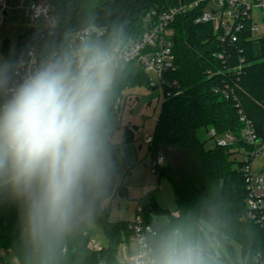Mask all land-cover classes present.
<instances>
[{"label":"trees","instance_id":"obj_1","mask_svg":"<svg viewBox=\"0 0 264 264\" xmlns=\"http://www.w3.org/2000/svg\"><path fill=\"white\" fill-rule=\"evenodd\" d=\"M54 5L52 26L28 30L19 36L15 48L10 42L3 47L5 58L23 59L28 50H37L39 62L69 48L70 37L89 26L105 30L103 40L114 27L123 29L126 42L143 32L144 18L153 8H165L191 0H50ZM204 5L178 16L174 29L173 49L177 70L166 78L176 82L167 97L150 143L152 161L160 154L166 164L158 176H167L173 184L177 215L156 210L151 194L138 202L146 223L156 234L173 227H183L205 237L201 223L208 222L212 233L232 248L231 264H255L264 254V228L248 212L247 189L243 168L252 159L245 155L254 147L240 139L243 124L240 109L254 124L260 144L264 141V38L251 39L249 27L233 43L223 42L212 24L196 23ZM223 53L225 58H220ZM149 89L148 76L133 64L123 66L118 74L110 101V116L116 110L122 93L134 86ZM229 87L228 97L223 90ZM240 104L238 107L237 104ZM126 143L135 140L134 130L125 126ZM202 128H215L219 134L232 132L237 141L229 147L205 148L198 137ZM110 131V138L112 137ZM115 168L106 193L96 199L91 210L83 215L64 238L55 264H120L118 251L132 231L131 221H110L111 209L106 201L119 194L127 197L128 188L121 181L117 163L119 147L111 140ZM245 160H236L234 154ZM153 201L149 206L148 202ZM149 209L155 216L149 214ZM92 224L105 231L107 246L94 249ZM234 244L241 248L238 260ZM11 249L22 264H38L37 253L29 239L24 203L17 199L5 179H0V250ZM213 256L215 258V253ZM1 264H9L2 257ZM215 264L216 261H215Z\"/></svg>","mask_w":264,"mask_h":264},{"label":"clouds","instance_id":"obj_2","mask_svg":"<svg viewBox=\"0 0 264 264\" xmlns=\"http://www.w3.org/2000/svg\"><path fill=\"white\" fill-rule=\"evenodd\" d=\"M125 58V33L114 27L103 40L89 34L35 67L0 59V179L24 203L38 264H55L64 238L112 180L109 108ZM130 264L215 258L204 237L173 227L138 242Z\"/></svg>","mask_w":264,"mask_h":264},{"label":"built area","instance_id":"obj_3","mask_svg":"<svg viewBox=\"0 0 264 264\" xmlns=\"http://www.w3.org/2000/svg\"><path fill=\"white\" fill-rule=\"evenodd\" d=\"M202 5L204 7L197 16L196 23L212 24L215 34H218L223 42L230 44L236 42L239 34L248 30L246 25L249 27L251 39L264 38V35L259 34L260 27L253 19L254 8H257L264 17V0H191L189 2L181 1L165 8H153L144 18L142 34L138 38L126 42V58L123 66L133 64L143 70L148 76L151 87L163 88L164 100L172 95V88L177 86L176 82H171L166 78L168 73L177 70L172 25L178 16L189 14ZM28 9L31 11L34 23L28 26L27 31L34 28L43 30L54 25V5L50 0H28ZM37 21L43 22L42 28L35 27ZM89 34L92 37L101 38L105 34V30L98 26L84 28L70 37L69 48H75ZM219 57L223 59L225 55L221 53ZM22 60L25 65L31 64L35 67L39 64L37 50L31 47L27 57ZM228 90L229 87L223 90L226 97L229 95ZM121 97L118 100L116 112L126 101ZM237 106L239 107L240 104L238 103ZM239 113L243 124L240 139L254 147L253 151L245 155L246 160L251 158L252 162L246 163L243 168L248 194V212L264 228V170H256L252 167L255 158L262 154L263 146L259 145L260 138L252 121L242 109ZM209 134L215 140L216 145L221 147H229L238 140L234 133L219 134L215 128H211ZM146 140L151 143L152 137H148ZM164 163L165 157L160 154L151 162L152 172L157 174ZM142 211V207L138 206L136 218L131 221L129 227L132 234L123 241L119 248L118 261L120 264H130V257L137 243L150 239L156 234L154 226L145 222ZM4 256L6 257L4 250H0V264ZM255 264H264V254H260L256 258Z\"/></svg>","mask_w":264,"mask_h":264},{"label":"rangeland","instance_id":"obj_4","mask_svg":"<svg viewBox=\"0 0 264 264\" xmlns=\"http://www.w3.org/2000/svg\"><path fill=\"white\" fill-rule=\"evenodd\" d=\"M7 2L9 3L7 4ZM7 2L6 0L0 2V59H6L3 54L5 43L9 41L10 48L13 50L15 40L18 39L19 35H24L23 32L26 30L27 25L32 23V18L29 17L27 8L22 4L21 0H9ZM29 18L30 21L27 23ZM253 19L260 27L261 31L259 34L264 35V17L257 8L253 9ZM40 22L37 21L35 27H38ZM121 98H125L126 101H124L117 112L115 110L111 114L109 129L113 133L112 142L118 145L121 150L122 158L118 163V167L122 169V174L126 171L124 165L127 164L129 173L127 175L123 174L122 177L128 188V195L127 197H122L117 194L115 197L120 199L121 208L125 207L127 209V221H134L137 215L138 202L148 194H151L156 201V210L159 212L166 211L175 215L178 204L172 181L167 176L159 177L158 174L152 172L150 143L145 140L146 137L153 135L162 112L164 102L163 88L149 89L145 86L137 85L125 90ZM127 125H130L136 133L135 136L138 140L134 143V148L139 155L133 150L129 152L123 143L125 139L124 127ZM210 129L202 128L198 131V137L204 142L205 148H213L216 145L215 140L210 137ZM262 146V154L255 158L252 163L253 169L256 170H264V141ZM233 157L236 160H245L244 155L240 153L234 154ZM118 183H121L120 178ZM115 197L110 198L107 202L110 203ZM201 224L206 234V240L210 243L212 251L215 253L216 263L231 264L228 260L232 259V248L218 236L213 235L212 227L208 222ZM92 232L93 236L90 244L92 248L100 249L107 246L108 240L101 225L92 224ZM234 249L238 260H240V246L234 244ZM4 253L9 264H22L11 249L5 248Z\"/></svg>","mask_w":264,"mask_h":264},{"label":"crops","instance_id":"obj_5","mask_svg":"<svg viewBox=\"0 0 264 264\" xmlns=\"http://www.w3.org/2000/svg\"><path fill=\"white\" fill-rule=\"evenodd\" d=\"M1 1H4V0H0V2ZM7 1H9V0H6V2ZM22 1V4L23 5H25L26 6V8H27V12H28V15H29V17L30 18H32V14H31V11L28 9V0H21ZM9 2H7V4H8ZM6 4V3H5ZM30 18L28 19V21H27V23H29V21H30ZM34 23V21H33V19H32V23L31 24H33ZM37 23H35V25H36ZM30 25V24H29ZM29 25H27V27H26V30L23 32L24 34L27 32V28H28V26ZM39 28H42L43 27V22H40L39 23V26H38ZM19 36H21V35H19ZM19 38V37H18ZM18 40V39H17ZM17 40H15L16 42H17ZM14 41V42H15ZM16 42L14 43V47H13V49L15 48V44H16ZM130 126V125H129ZM131 127V126H130ZM132 128V127H131ZM133 129V128H132ZM134 130V129H133ZM134 135H136V133H135V131H134ZM152 137V136H151ZM148 137H146L145 138V140L147 139ZM138 139L136 138V136H135V140H134V142H131V143H126V137H125V139H124V141H123V143H124V145H125V147H127L128 148V150H129V152H130V150H133V152H135V148H134V143L137 141ZM147 141V140H146ZM118 146V145H117ZM119 150H120V148H119ZM137 155H139V153L138 152H135ZM131 154H133V153H131ZM121 158H122V156H121V150H120V158H119V160H118V163L120 162V160H121ZM118 163H117V165H118ZM119 166V165H118ZM125 166V169H126V171L125 172H123V174H125V175H127L128 173H129V171H128V168H127V164H125L124 165ZM120 168V167H119ZM120 170H121V175H120V181H123L124 182V178L122 177V169L120 168ZM130 170V169H129ZM115 197V196H114ZM109 200V199H108ZM107 200V201H108ZM106 201V203H107V206L111 209V215H110V221H112V222H118V221H127V209L124 207V208H121V202H120V199L119 198H117V197H115L114 198V200L113 201H111L110 203H108ZM124 205H126L125 203H124ZM175 215H177V212H176V214Z\"/></svg>","mask_w":264,"mask_h":264},{"label":"water","instance_id":"obj_6","mask_svg":"<svg viewBox=\"0 0 264 264\" xmlns=\"http://www.w3.org/2000/svg\"><path fill=\"white\" fill-rule=\"evenodd\" d=\"M152 202H153V201H149V202H148V205L151 206V205H152ZM149 214H151V215L153 216V218H163V217L155 216V215L153 214V212H152V209H149Z\"/></svg>","mask_w":264,"mask_h":264}]
</instances>
